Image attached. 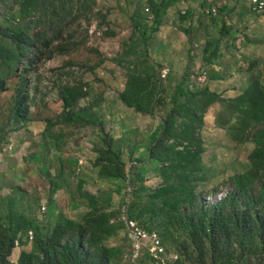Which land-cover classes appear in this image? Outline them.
<instances>
[{"label":"rangeland","instance_id":"1","mask_svg":"<svg viewBox=\"0 0 264 264\" xmlns=\"http://www.w3.org/2000/svg\"><path fill=\"white\" fill-rule=\"evenodd\" d=\"M22 1L0 3V35L19 26L31 42L0 92V222L15 239L9 263L29 253L42 264L55 241L49 252L69 245L88 264H213L214 244L235 264H264V168L243 177L261 127L232 129L237 118L212 106L198 131L203 166L192 194L166 191L180 174L150 156L185 77L190 89L226 101L256 79L264 84V16L251 14L248 0H174L160 20L151 1L162 0H39L43 7L23 20ZM132 74L145 79L142 105L151 112L121 99ZM68 84L85 87L70 112ZM75 113L80 123L70 120ZM225 200L214 243L194 236L192 227L215 218ZM65 221L74 226L58 237Z\"/></svg>","mask_w":264,"mask_h":264},{"label":"trees","instance_id":"2","mask_svg":"<svg viewBox=\"0 0 264 264\" xmlns=\"http://www.w3.org/2000/svg\"><path fill=\"white\" fill-rule=\"evenodd\" d=\"M2 1L0 0V3ZM173 3L174 0H162L159 3L151 1L157 20L163 17V14L173 6ZM42 5L39 0L35 2L23 0L21 4L22 19L26 20L29 16L34 15L37 9L43 7ZM214 6L216 4L211 3L208 9H212ZM249 10L253 14L250 5ZM1 32L0 62L3 63V69L0 70V92L6 89L5 83H2L3 76L10 75L18 68L24 52L31 47L30 33L25 28L12 26ZM206 51H209V49ZM188 80L185 77V80L175 88L172 98V111L164 122L162 134L150 151V156L153 160L161 165H167L171 170L180 174L178 182L166 191L171 190L180 195L194 193L195 186H192V183L193 180L197 179L196 177L203 166V141L198 131L204 124L206 112L217 104H221L223 108L237 118L235 125H231L232 129H241L243 131V129L248 130L252 126L261 127L253 136V141L256 145V150L250 158L253 170L243 177H251L259 173L262 170L261 168H264V84L261 80H254L241 95L227 101L220 95L211 92L209 88H204L200 91L190 89ZM144 83L145 79L142 75L132 74L125 91L121 94L123 102L129 108L136 109L137 112H151L150 108L145 109L142 105L145 93V89L143 88ZM84 91L85 87L82 85L68 84L63 88L62 100L66 111H74L79 106L78 102L84 97ZM151 95L153 94L151 93ZM16 106L21 108V102L18 101ZM177 117L182 119L180 127H177ZM70 120L80 123L82 121L81 113H75L73 116H70ZM230 122L229 124H232ZM225 203L229 206V200H225L224 203L219 205V214L215 218L209 221L203 218L194 225L192 227V234L194 236L197 234L206 235L205 238L214 243L212 232L214 233L216 230H219V222L225 219L221 214ZM91 218L93 217L90 215L88 219ZM62 223L58 224L54 233L58 237H62L65 234L63 226H74V223L71 221H65L64 225ZM82 244L83 239L80 238L78 246ZM14 245L15 239L12 237V234L0 222V264H10L9 257L12 255ZM55 245V241L49 244L47 247L48 252L44 254L42 264H88L89 257L87 255L78 256L69 245L56 248V250H53L54 253L49 252V247L54 248ZM213 248V264H235L230 255H227L226 249L216 247L215 244ZM19 264H40V257L34 256V254L22 253Z\"/></svg>","mask_w":264,"mask_h":264},{"label":"built area","instance_id":"3","mask_svg":"<svg viewBox=\"0 0 264 264\" xmlns=\"http://www.w3.org/2000/svg\"><path fill=\"white\" fill-rule=\"evenodd\" d=\"M213 1V0H210ZM249 5L251 8V12L256 15V16H264V0H249ZM217 6L213 7L212 9L208 10V13L212 14L213 16L217 15ZM169 69H167L164 72L163 78L166 77V75L168 74ZM32 234V233H31Z\"/></svg>","mask_w":264,"mask_h":264},{"label":"crops","instance_id":"4","mask_svg":"<svg viewBox=\"0 0 264 264\" xmlns=\"http://www.w3.org/2000/svg\"><path fill=\"white\" fill-rule=\"evenodd\" d=\"M211 5V3H209V6Z\"/></svg>","mask_w":264,"mask_h":264}]
</instances>
